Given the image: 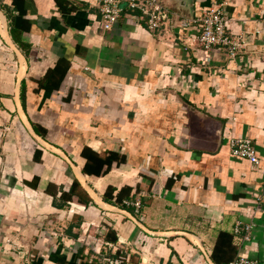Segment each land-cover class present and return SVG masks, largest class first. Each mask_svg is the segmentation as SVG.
<instances>
[{"label":"crops","instance_id":"obj_1","mask_svg":"<svg viewBox=\"0 0 264 264\" xmlns=\"http://www.w3.org/2000/svg\"><path fill=\"white\" fill-rule=\"evenodd\" d=\"M163 2L175 21L153 31L138 12L104 30L99 0H0V264H101L107 244L127 264H216L220 232L264 264V0ZM213 3L234 57L174 26ZM84 146L123 160L85 171Z\"/></svg>","mask_w":264,"mask_h":264},{"label":"built area","instance_id":"obj_2","mask_svg":"<svg viewBox=\"0 0 264 264\" xmlns=\"http://www.w3.org/2000/svg\"><path fill=\"white\" fill-rule=\"evenodd\" d=\"M100 22L104 30L114 26L121 15L125 12H138L145 18L148 30H158L170 19L173 23L175 15L163 0H99ZM229 18L224 10L223 3H213L207 7L201 15L197 17L182 16L178 19V28L194 29V40L199 47L205 51L213 48H224L229 55L235 56L243 45L240 37L232 35L228 30ZM231 153L238 157L248 159L253 165L258 164L259 159L253 142L248 137L230 138ZM126 204L139 207V200H125ZM246 231L249 227H245ZM235 233H239L238 225L234 228ZM243 238L247 239V236ZM118 255L115 256V254ZM101 264H127L128 256L119 248L113 249V244H107L100 253ZM229 264H258L257 260L243 255L236 256Z\"/></svg>","mask_w":264,"mask_h":264},{"label":"trees","instance_id":"obj_3","mask_svg":"<svg viewBox=\"0 0 264 264\" xmlns=\"http://www.w3.org/2000/svg\"><path fill=\"white\" fill-rule=\"evenodd\" d=\"M58 2V4H60L61 0H56ZM14 32V30H13ZM21 99H23L24 101V91L21 90ZM82 154L84 155V157L87 159V163L84 166L85 171H91L89 166V162L90 160L93 162H97V161H101V163H106L107 167H110L111 164L113 163V161H122L123 160V156L118 154L117 152L114 151H108L107 155L102 158L97 152H95L94 150H92L91 148L84 146L82 148ZM38 156V155H37ZM89 168V169H88ZM130 191L131 188L129 187H123L115 196V198H113V188L109 187L107 188L104 197L105 199L109 200V201H113L119 205H121L122 207H126L129 208V204H126L124 202L125 199L130 200L131 195H130ZM65 196V194L63 195ZM71 196V194L69 193V195L67 197ZM80 199L82 200V196L80 197ZM85 202H88V199H83ZM106 238L108 240L111 241H116V235L114 234L113 231H109ZM229 241H231V235L225 232H220L218 239H217V243L214 249V252L212 254V259L216 264H221L224 261L227 263L229 262L231 259L234 258L235 254H236V249L229 244ZM118 255V253L115 254V256ZM59 264H64V261H60L59 260Z\"/></svg>","mask_w":264,"mask_h":264}]
</instances>
